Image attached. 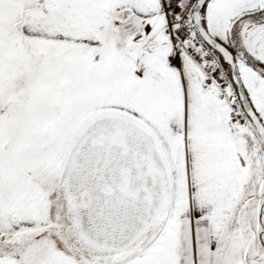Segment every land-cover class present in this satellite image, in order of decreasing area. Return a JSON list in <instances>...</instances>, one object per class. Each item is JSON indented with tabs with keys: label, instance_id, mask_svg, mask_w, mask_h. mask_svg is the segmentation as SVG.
<instances>
[{
	"label": "snow or ice",
	"instance_id": "6c2138e0",
	"mask_svg": "<svg viewBox=\"0 0 264 264\" xmlns=\"http://www.w3.org/2000/svg\"><path fill=\"white\" fill-rule=\"evenodd\" d=\"M0 264H264V0H0Z\"/></svg>",
	"mask_w": 264,
	"mask_h": 264
}]
</instances>
